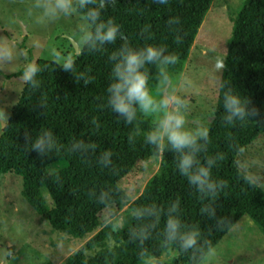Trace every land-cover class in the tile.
Masks as SVG:
<instances>
[{
	"label": "trees",
	"instance_id": "obj_1",
	"mask_svg": "<svg viewBox=\"0 0 264 264\" xmlns=\"http://www.w3.org/2000/svg\"><path fill=\"white\" fill-rule=\"evenodd\" d=\"M211 1L105 0L101 18L118 24L124 39L118 36L111 44L91 49L81 44L68 60L72 70L65 71L53 59L40 57L34 62L39 70L32 81L24 82L0 133V175L10 172L21 177L20 193L42 219L81 233L99 224L67 255L65 264H198L241 215H249L264 231V190L235 161L243 147L264 136V0H247L234 19L208 142L197 154L201 163L216 158L211 169L212 179L220 182L215 198L204 196L180 175L173 150L157 152L135 135L136 120L126 123L107 105L111 53L125 44L137 49L151 44L164 47L165 54L186 58ZM25 67L6 77L20 76ZM145 68L150 76V67ZM229 88L248 101V115L232 123L224 119L223 108V92ZM144 127L149 128L148 120ZM42 130L52 132L56 145L38 155L31 143ZM78 141L94 147L74 149ZM104 151L111 152L107 166L99 163ZM153 157L159 158L158 168L128 203L121 225L114 227L115 214L128 200L120 179L137 161ZM41 187L48 191L51 207ZM174 203L171 214L180 218L182 230L199 232L193 248L183 250L179 241L165 238ZM205 205L213 209L211 216L201 212ZM150 206L159 209L158 215L132 214L135 208ZM141 227L147 228L143 239L133 236Z\"/></svg>",
	"mask_w": 264,
	"mask_h": 264
},
{
	"label": "rangeland",
	"instance_id": "obj_2",
	"mask_svg": "<svg viewBox=\"0 0 264 264\" xmlns=\"http://www.w3.org/2000/svg\"><path fill=\"white\" fill-rule=\"evenodd\" d=\"M247 0H212L186 58L168 66L171 85L160 93L156 88L158 68L150 67L149 83L154 94L170 102L179 98L186 124L195 127L208 123L215 109L222 69L216 61L226 57L234 19ZM31 0H0V133L17 102L25 80L6 77L21 66L34 64L42 57L59 63L68 61L79 50L81 15L74 12L44 25L29 16ZM153 127V118L137 114L134 133L144 137ZM237 166L264 190V136L259 135L236 156ZM159 166V158L139 160L119 181L128 200L115 214L120 226L128 215V203L142 190ZM21 177L0 175V264H65L68 254L94 234L99 224L85 233L66 224L40 218L22 197ZM41 193L48 207L52 201L45 187ZM172 255V254H171ZM166 258L167 256H163ZM198 264H264V231L243 214Z\"/></svg>",
	"mask_w": 264,
	"mask_h": 264
},
{
	"label": "clouds",
	"instance_id": "obj_3",
	"mask_svg": "<svg viewBox=\"0 0 264 264\" xmlns=\"http://www.w3.org/2000/svg\"><path fill=\"white\" fill-rule=\"evenodd\" d=\"M165 0H161V3ZM105 6V0H31L29 16L33 17L36 24L44 25L54 22L61 17L69 16L77 9H86L81 14L82 23L79 26V39L81 44L89 49L111 44L117 37L124 39L119 32V25L111 18H101V10ZM173 22V21H170ZM109 59L113 61L110 84L108 85L107 105L114 112L124 118L126 123H132L137 119V114L153 118V127L144 134L145 141L162 152L165 148L173 150L176 154V167L190 185L204 196L215 198L220 182L212 179V165L214 157H209L205 163H201L197 154L202 151L208 142L209 129L204 124L189 127L186 124V116L182 111V102L179 98L170 102L163 95L154 94L149 83V75L146 64H155L158 68L156 88L163 93L170 85L172 76L168 72V66L177 61L174 54H165L162 46L147 45L143 48H132L127 44L112 52ZM65 71L73 69L71 61L62 62ZM222 59L215 64L217 70L223 68ZM35 64L26 65L23 72L25 81H32L38 71ZM87 83V80L85 81ZM223 88L224 85L221 84ZM248 101L243 99L238 92L231 88L223 92V108L226 112L224 119L229 123L234 120H243L246 115ZM56 145V140L50 130H42L32 141L31 149L38 155L45 154ZM74 149L87 150L93 145L78 141L72 146ZM111 152L104 151L99 158L102 166L111 163ZM222 159V156L220 157ZM174 203L169 209L164 235L167 241H179L180 248L187 250L197 244L199 232L195 228L184 229V225L175 212ZM201 212H207L210 216L213 209L210 205L201 208ZM159 209L155 206L135 208L132 214L136 218L145 215H158ZM119 227V225H114ZM133 236L146 238L147 228L141 227L133 232Z\"/></svg>",
	"mask_w": 264,
	"mask_h": 264
},
{
	"label": "water",
	"instance_id": "obj_4",
	"mask_svg": "<svg viewBox=\"0 0 264 264\" xmlns=\"http://www.w3.org/2000/svg\"><path fill=\"white\" fill-rule=\"evenodd\" d=\"M71 41H72V43L74 45L75 51L78 52L79 50L77 49V44L73 40H71ZM164 97L167 98L166 96H164Z\"/></svg>",
	"mask_w": 264,
	"mask_h": 264
}]
</instances>
